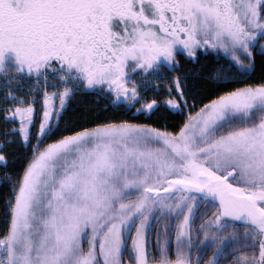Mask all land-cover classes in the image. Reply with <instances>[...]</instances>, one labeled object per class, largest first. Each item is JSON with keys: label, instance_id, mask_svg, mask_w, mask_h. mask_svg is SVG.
I'll use <instances>...</instances> for the list:
<instances>
[{"label": "snow or ice", "instance_id": "1", "mask_svg": "<svg viewBox=\"0 0 264 264\" xmlns=\"http://www.w3.org/2000/svg\"><path fill=\"white\" fill-rule=\"evenodd\" d=\"M257 56L264 0H0V264H264Z\"/></svg>", "mask_w": 264, "mask_h": 264}, {"label": "trees", "instance_id": "2", "mask_svg": "<svg viewBox=\"0 0 264 264\" xmlns=\"http://www.w3.org/2000/svg\"><path fill=\"white\" fill-rule=\"evenodd\" d=\"M227 61H228V58L224 56L221 52L220 53L215 52V54L210 53L206 55H200L198 63H192L189 61H185L183 64V67L181 68V71L192 69L193 71H199L201 75H208L214 72L216 69L224 68L221 63H224L226 65ZM262 74H264V69H262L261 58L257 56L256 70L253 73H251L250 77L245 78L244 83L258 82ZM197 83L203 84L206 89L211 87V84L208 81H204L199 78H197ZM240 86H243V85L241 83H236L234 85H230L229 87H240ZM94 95L95 93H87L83 97H77L75 103L81 106H84V107L91 106L93 104L92 97ZM205 102L207 101L205 100ZM101 103H103V101H101ZM106 115L121 117V116H125V113L121 111H116L113 109V110H110L109 113H107ZM128 118H130V115ZM138 119L140 122H145V117L143 116L138 117ZM184 119H186V115H175L173 119L170 121V123H173V124L180 123ZM147 122H151V121H147ZM24 155L25 153L23 150H20L17 152L18 159L15 165L16 168H19L20 165L22 164ZM2 171L3 169H0V172ZM9 194H10L9 186L6 183L4 185H0V231H2L4 227L6 226L4 202H5L6 197Z\"/></svg>", "mask_w": 264, "mask_h": 264}, {"label": "rangeland", "instance_id": "3", "mask_svg": "<svg viewBox=\"0 0 264 264\" xmlns=\"http://www.w3.org/2000/svg\"><path fill=\"white\" fill-rule=\"evenodd\" d=\"M222 53V52H221ZM223 54V53H222ZM224 56H226L225 54H223ZM222 65H223V69L225 70V72L227 71V67H226V65L228 64V61H227V64L225 65L224 63H221ZM36 107L37 108H39L40 107V105L39 104H37L36 105ZM204 205H201V211H203L204 210ZM211 213H209V215H210ZM205 219H206V217H205ZM198 223H201L202 221H197ZM209 256L211 255V253L209 252V254H208ZM208 258V256H206L205 257V259H207ZM222 264H226V262H222Z\"/></svg>", "mask_w": 264, "mask_h": 264}, {"label": "flooded vegetation", "instance_id": "4", "mask_svg": "<svg viewBox=\"0 0 264 264\" xmlns=\"http://www.w3.org/2000/svg\"><path fill=\"white\" fill-rule=\"evenodd\" d=\"M215 54V52H209V54ZM206 55V54H205ZM186 60H184V59H181V63H182V65L184 64V62H185Z\"/></svg>", "mask_w": 264, "mask_h": 264}]
</instances>
